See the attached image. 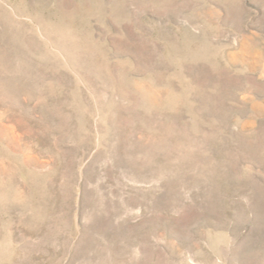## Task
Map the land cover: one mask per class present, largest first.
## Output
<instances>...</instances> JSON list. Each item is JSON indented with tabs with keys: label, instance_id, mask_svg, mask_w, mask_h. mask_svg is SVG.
Here are the masks:
<instances>
[{
	"label": "rangeland",
	"instance_id": "obj_1",
	"mask_svg": "<svg viewBox=\"0 0 264 264\" xmlns=\"http://www.w3.org/2000/svg\"><path fill=\"white\" fill-rule=\"evenodd\" d=\"M0 264H264V0H0Z\"/></svg>",
	"mask_w": 264,
	"mask_h": 264
}]
</instances>
